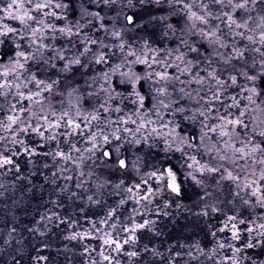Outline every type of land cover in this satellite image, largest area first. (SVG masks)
<instances>
[{"label":"rangeland","instance_id":"1","mask_svg":"<svg viewBox=\"0 0 264 264\" xmlns=\"http://www.w3.org/2000/svg\"><path fill=\"white\" fill-rule=\"evenodd\" d=\"M0 264H264V0H0Z\"/></svg>","mask_w":264,"mask_h":264},{"label":"snow or ice","instance_id":"2","mask_svg":"<svg viewBox=\"0 0 264 264\" xmlns=\"http://www.w3.org/2000/svg\"><path fill=\"white\" fill-rule=\"evenodd\" d=\"M122 164H123V162H121ZM173 191H176V189L175 188H173Z\"/></svg>","mask_w":264,"mask_h":264}]
</instances>
